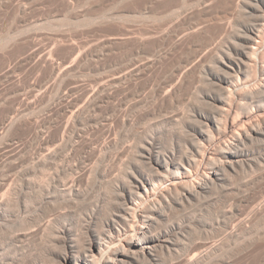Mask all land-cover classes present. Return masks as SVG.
Listing matches in <instances>:
<instances>
[{"label":"bare ground","instance_id":"6f19581e","mask_svg":"<svg viewBox=\"0 0 264 264\" xmlns=\"http://www.w3.org/2000/svg\"><path fill=\"white\" fill-rule=\"evenodd\" d=\"M64 2L67 7L76 3ZM171 2L147 0L139 16L133 8L126 7V14L121 16L125 19L123 31L104 33L87 50L75 42L72 51L76 55L71 65L55 62L53 48L40 58L41 66L47 64L56 75V83L62 85L71 79L68 92L61 97L70 106H77L74 116H70L75 127L84 120L86 112L103 104L105 98H113L119 90L128 89L125 98L133 100L128 103L137 111L144 107L149 110L145 104L152 96L161 109L178 107V112H164L166 119L136 145H119L117 137H106L109 140L86 147L75 145L76 141L73 150L87 151L88 156L85 152L83 160L67 165L57 162L61 168L55 167L56 174L47 171L53 160V154L47 151L49 155L42 156L40 164L42 168L49 166V176L41 178L39 187L31 185L28 177L26 188L21 179L24 174L17 176V172V179L12 178L16 172L11 171L10 175L6 171L18 169L19 163L2 159L0 264H208L218 246L209 245L206 250L205 243L189 248L188 239H198L194 218L200 207L217 201L218 193L233 192L238 185L235 180L245 174L260 181L257 184L262 192L248 196L243 206L253 210L255 217L264 214V0H181L176 6ZM160 16H165L170 26L159 31L141 23L139 27L128 25L132 20L144 23ZM36 43H30L32 54L39 50ZM118 43L125 50H134L132 57L104 67L103 74L94 73L101 75L96 86L80 83L77 78L84 74L86 52L108 56L115 52ZM176 50L186 57L173 60L172 77L166 82L149 79L152 71L171 59ZM8 72L9 68L5 70ZM94 74L91 78L96 79ZM143 77L148 78L140 83ZM197 81L204 89L197 88L198 84L195 87ZM193 89L194 96L190 97L194 109L185 108L184 104L180 108L182 101L179 104L178 99ZM131 106L127 104L125 114L118 118L123 125L133 119L128 117ZM12 114L11 118L6 117L5 126L15 123L16 116ZM110 116L103 123L108 135L117 120L110 122ZM166 125L174 131L164 141ZM185 127L189 128L188 133L185 130L189 138L186 136L185 143V138L176 143L175 128L183 134ZM119 151L127 156L125 161L120 158V164L115 155ZM65 156L66 152L62 158ZM36 206L42 207L41 212ZM236 206L231 211L235 209L243 215V207L239 210ZM199 216L202 218L203 214ZM247 224L241 223L238 229L247 228ZM252 225L249 230L254 228Z\"/></svg>","mask_w":264,"mask_h":264},{"label":"rangeland","instance_id":"374dc122","mask_svg":"<svg viewBox=\"0 0 264 264\" xmlns=\"http://www.w3.org/2000/svg\"><path fill=\"white\" fill-rule=\"evenodd\" d=\"M64 1L66 0H0V161L2 159H13L19 163L18 169H9L7 167L9 170L6 168V172L11 175V171H15L16 173L12 174V178L14 179H17V176L24 174L23 176H21V179L26 188L28 186L29 180L31 185H36V187H39V185H41L42 183L41 178L46 179L49 176L50 171L51 173L55 172L54 174H56L57 171L55 167H60L59 164H61L62 162H66V164L64 163L65 165L69 164V162L70 164H72L76 160H83L82 158L88 156L89 153L87 151H85L87 153L86 154L84 151L82 152L73 150V146L76 141L77 143H79H76L75 145L86 147L89 144L92 145L100 143L101 140L102 142H104L106 139H108L106 137H117L116 139L119 141V145H136L142 140L146 139L149 134H151L152 128L157 127V125L162 122V120L164 121L166 119L165 117L163 118V116H165L163 115L165 114L164 112L168 114L170 109H178V107L161 109V104L153 101L152 96H150L148 97L149 101H147L145 104L147 107H150L149 110L146 107H144L143 109L141 107L139 109H142L143 111H137L138 108H136V106L128 103H132L133 100L129 101L125 98L128 89H126V91L119 90L118 92H116L113 98H105L106 100L104 99V101L101 102L103 103L101 104L102 106L100 105L96 109H91L92 112L90 110L86 112V116L84 115V120L82 122H78L77 127H75L72 121L73 118L71 117L74 116V113L77 110V106H70L68 101L62 99L61 97L64 93L68 92L66 90H69L71 86L69 85V81L71 79L66 83H63L62 85L56 83V75L52 74L51 68L47 64L41 66L39 62L40 58L42 57V55L49 53L50 49L53 48L51 49L52 58H54L55 62L63 66L71 65L76 55L72 51V46L75 42V44H81L83 50H87V48H89L87 46H90L92 44V41L96 42L97 39L105 35L104 33L122 32L123 26L125 25V19L123 20V17L121 16L122 14H126L125 8H133L134 14L139 16L141 12L144 11L145 3L147 0H73L74 2H76L74 7H67ZM180 1L181 0H172L171 3L176 6L180 3ZM106 16H108V18L111 17V19H107ZM112 16L116 17L112 18ZM100 17L102 19H99ZM103 17H105V19H103ZM94 19L97 21H95ZM132 21L129 22L128 25H132L133 27L148 25L147 27L153 28L155 30L157 29L156 31L165 29L167 28V26H170V22L166 19L165 16H160L159 18H156L154 20L150 19L144 23L140 21ZM31 42H37L36 48L39 47V50H35L34 54L31 53ZM120 44L121 43H118L116 45L117 49L115 50V52L111 53L108 56L105 54H101V56L98 57L95 53L94 55H91V53L89 54V51H87V56L84 60V63L86 65L84 74L81 75V77L77 78L79 79L80 83L88 87H90L94 83L96 86L97 81L101 77V75L98 74L105 73L104 67L110 66V64L113 65L114 63V65H118L122 61L131 58L134 50H125L122 47L123 45ZM48 49L49 51H47ZM180 56L186 57V54H184L181 50H176L172 58L169 59L170 61L167 60L164 63L162 62V65L160 64L158 68H155L152 71V74L150 73L151 75H149V79L155 80L157 78L158 80L156 79V81L159 82L162 80H164L165 82L168 81L173 74V63ZM4 67L6 69L9 68L8 73H5L6 69ZM94 73L98 74L95 75ZM92 74H94L93 77L97 76L96 79L91 78ZM166 75L167 79H164L163 77H165ZM147 78L148 77H143V79L140 80V83H145ZM198 82L199 81L195 83V87H197L198 84L197 88H203V86L199 85ZM193 91L194 89L192 91L187 90L181 96V98L178 99L177 103L179 102L180 104V102L182 101L181 106L179 105L180 108H183L182 104H184L185 108L189 106L190 108L192 107V110L194 109V100L192 98L194 96ZM51 97L53 100H49V98ZM72 97H74V95H72ZM69 99H71V97H69ZM111 99H113V101ZM32 100L34 101L32 102ZM27 101L30 103L27 104ZM47 101L48 103L46 104ZM149 103L151 104L149 105ZM67 104L70 108L67 106ZM127 104L128 106L132 105L130 107L132 108V114L128 117H133L134 120L129 119L128 122L123 125L119 122L118 118H120L121 115L125 114L124 108L126 107V109H128ZM152 104L153 106L155 105V108L157 107L156 110H154L155 108H153ZM72 109H74V111ZM173 110L170 111V113L173 112ZM192 110H189V112ZM13 112L16 116L14 118L15 125L9 124L11 126L10 127L6 124L5 126L3 123L6 117H8L9 115V117L11 118ZM175 112L178 111L176 110ZM87 113H89V115H87ZM111 113L115 117L110 116ZM108 116L112 118L110 119V122L114 121V118L117 119L115 121V128L111 135H108L106 132H104L106 126L103 125V123H106ZM167 116L168 115H166V117ZM69 117L71 118L70 120L68 119ZM88 117H92V119H89ZM160 117H162L163 119ZM15 119L17 120V122L15 121ZM2 125L5 127H2ZM7 127H9L10 129H7ZM64 127L67 128L64 129ZM71 127H73V129ZM172 130L173 128L170 125H166L163 132V135L165 136L164 141H167L171 138L174 131ZM185 130H187L188 133L189 128L187 129V127H185L183 134H179L180 130L175 128V132L177 133L174 134L173 138L176 143H179L180 139H182V143L184 141V138L185 141L183 143L186 142V136H188V134L185 135ZM63 135H66L65 137L67 138L66 139L64 137V142ZM73 135L74 137H72ZM69 137L72 138H70L71 141ZM67 141L69 142V144ZM72 141L73 143H71ZM59 143L61 144L60 146L58 145ZM54 147H56L55 151H51L52 148L54 149ZM65 147L67 149H65ZM62 148L64 151L62 150ZM67 150L73 151L69 153ZM47 151L49 152V154H53V157L51 158L53 160H51L52 162L50 163V166L52 165V167L48 166L50 169L52 168L51 170H48V167L42 168L40 164L41 159L44 158V156L49 155ZM65 152L66 156L64 159L62 157H64ZM67 155L69 156L67 157ZM115 155L116 163L122 162V160L125 161L127 159V156L123 155L120 151L118 154L116 152ZM120 158L122 160H120ZM55 159L57 160L55 161ZM69 159L71 161H69ZM33 162H35V164ZM57 162H59V164H57ZM28 163L31 167L28 166ZM31 164L33 165V167ZM23 165L25 167L27 165V167L25 168ZM115 167V172L117 173V166ZM19 168L23 170H19ZM46 169L49 173L46 171ZM45 172H47L48 174ZM45 174H47V176H45ZM254 177H250V175L247 176L246 174L239 176L235 180L238 185H236L237 188L234 189L233 192L218 193V197L216 199L217 201L214 204H205L203 205V207H200L201 210L199 209L197 211V217L194 218V224L197 225L199 229L198 239H188L191 240L188 241L189 245L191 246H189V248H196L197 246L206 243L203 249L207 250L208 248H210V246L217 244L218 247L216 252L214 253L215 257H213V255L212 260H210L208 264H264V241H261L264 240V214H261L258 217L253 216V210H249L247 207H245L246 204H244L245 201H243L248 196L249 198L255 197L257 195L259 196L262 192V187L258 186V184L260 185V183H258L260 181H256ZM255 185L258 187H256ZM255 188H258L260 191L256 190ZM96 189H98V184H96ZM251 194H254L255 196H252ZM243 204L245 206H243ZM235 206H239V210H242L241 207H243L242 211L244 214H238L235 209L231 211V208ZM41 208L42 207H39L37 211L41 212ZM200 214H203L202 218H200ZM241 223H248V226H246L247 228L242 230L238 229V225H240ZM252 224H254L253 229ZM251 225L252 227H250L249 230V226ZM239 230L243 231L244 234ZM168 261L169 258L167 256L166 262Z\"/></svg>","mask_w":264,"mask_h":264}]
</instances>
